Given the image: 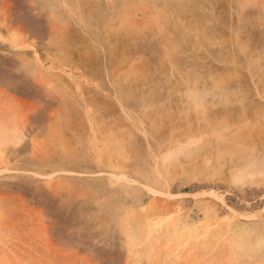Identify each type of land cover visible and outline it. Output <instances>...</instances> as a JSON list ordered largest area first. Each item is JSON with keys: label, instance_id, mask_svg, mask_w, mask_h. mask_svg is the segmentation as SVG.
Listing matches in <instances>:
<instances>
[{"label": "rangeland", "instance_id": "1", "mask_svg": "<svg viewBox=\"0 0 264 264\" xmlns=\"http://www.w3.org/2000/svg\"><path fill=\"white\" fill-rule=\"evenodd\" d=\"M0 264H264V0H0Z\"/></svg>", "mask_w": 264, "mask_h": 264}]
</instances>
